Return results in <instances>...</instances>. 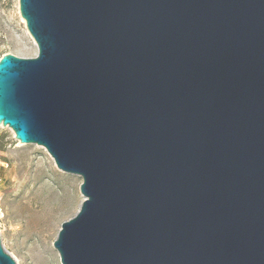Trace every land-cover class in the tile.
Masks as SVG:
<instances>
[{"label":"water","instance_id":"water-1","mask_svg":"<svg viewBox=\"0 0 264 264\" xmlns=\"http://www.w3.org/2000/svg\"><path fill=\"white\" fill-rule=\"evenodd\" d=\"M19 5L0 125L82 178L61 263L264 264V0Z\"/></svg>","mask_w":264,"mask_h":264},{"label":"rangeland","instance_id":"rangeland-1","mask_svg":"<svg viewBox=\"0 0 264 264\" xmlns=\"http://www.w3.org/2000/svg\"><path fill=\"white\" fill-rule=\"evenodd\" d=\"M7 53L20 57H34L38 53L26 22L21 19L19 0H0V59ZM81 183L80 176L58 169L44 147L22 143L10 127L0 125V236L3 248L17 264L43 263L32 256L28 247L20 251L14 248L15 237L9 231L13 221L11 213L17 202L14 194L46 195L50 190L59 199L54 202V205L58 203V211L45 225L46 233L37 235L36 239L40 241L47 264H62L55 240L62 222L73 217L79 209L83 200Z\"/></svg>","mask_w":264,"mask_h":264},{"label":"bare ground","instance_id":"bare-ground-1","mask_svg":"<svg viewBox=\"0 0 264 264\" xmlns=\"http://www.w3.org/2000/svg\"><path fill=\"white\" fill-rule=\"evenodd\" d=\"M21 19L25 22L22 16ZM15 190L17 189L15 188ZM14 198L17 202L15 205L13 204L14 208L11 213L13 221L10 222L9 228L10 233L15 237L14 248L20 251L28 247L32 256L39 263L47 264L43 250L39 246L40 241H37L36 237L37 235H43L42 233L44 232L46 233L45 225L49 223L51 217L58 211V203L54 205V202H58L59 199L50 190L47 191L46 195H41L40 193L34 195L15 193ZM34 203L38 205H34ZM2 216L6 217V214L3 213ZM8 218L11 220L10 214Z\"/></svg>","mask_w":264,"mask_h":264}]
</instances>
